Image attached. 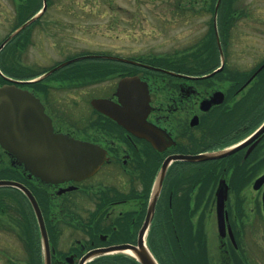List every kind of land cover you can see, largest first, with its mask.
Instances as JSON below:
<instances>
[{
    "label": "flooded vegetation",
    "instance_id": "af4514ba",
    "mask_svg": "<svg viewBox=\"0 0 264 264\" xmlns=\"http://www.w3.org/2000/svg\"><path fill=\"white\" fill-rule=\"evenodd\" d=\"M238 2L214 24L210 0H180L178 54L97 51L22 80L47 119L6 138L43 170L0 146V264H137L140 244L264 264V0ZM64 151L75 161L59 175L50 160Z\"/></svg>",
    "mask_w": 264,
    "mask_h": 264
},
{
    "label": "rangeland",
    "instance_id": "374dc122",
    "mask_svg": "<svg viewBox=\"0 0 264 264\" xmlns=\"http://www.w3.org/2000/svg\"><path fill=\"white\" fill-rule=\"evenodd\" d=\"M238 1L239 7L260 6L259 0ZM179 2L51 0L44 16L28 33L29 43L18 57L20 65L31 67L34 72L70 57L104 50L119 57L175 55L180 51L183 32L174 10L181 6ZM18 11V0H0V42L14 28ZM206 18L203 16V20ZM236 34L243 39L242 31ZM0 70H3L1 61Z\"/></svg>",
    "mask_w": 264,
    "mask_h": 264
},
{
    "label": "water",
    "instance_id": "95a60500",
    "mask_svg": "<svg viewBox=\"0 0 264 264\" xmlns=\"http://www.w3.org/2000/svg\"><path fill=\"white\" fill-rule=\"evenodd\" d=\"M220 1L221 0H218L216 3V10L220 4ZM42 2L43 6L41 11H39L34 17H32L17 30L11 33L0 44V50L5 46V44L12 40V38H14L18 33H20L24 28L34 22L46 11V0H42ZM51 72L52 71H50L46 75L50 74ZM5 79L11 82V85H4L0 87V145L3 148H6L16 154V156L18 157V162H26L28 169L33 174H38L40 170H43L40 164V160L20 158V148L18 141L14 140L13 138H6V134L10 131L15 132L19 130V128H21L22 126H20V123H26L30 120H45L47 118L43 113L42 107L36 100H34L28 93L25 94L20 92V89L17 87V85L21 83L20 81L12 80L6 77ZM44 129L48 131L46 126L44 127ZM58 143L62 144L61 140H59ZM74 161L75 159L72 158V155H70L67 151H64L58 153V155L50 160V162L52 163L50 167L54 170L53 172H56L59 175H68L71 173V167ZM2 184H7V182L1 181L0 185ZM133 255L139 262V264H157L152 255L141 244L139 246V249L135 250V253Z\"/></svg>",
    "mask_w": 264,
    "mask_h": 264
},
{
    "label": "trees",
    "instance_id": "16d2710c",
    "mask_svg": "<svg viewBox=\"0 0 264 264\" xmlns=\"http://www.w3.org/2000/svg\"><path fill=\"white\" fill-rule=\"evenodd\" d=\"M50 5L51 0H47ZM217 0H210V4L204 5V7H211L212 9L215 6ZM235 0H221L220 8L225 9L228 7L229 2ZM42 6V0H18V23L14 26L12 31L20 26L24 21L29 19L34 13H36ZM221 17V16H219ZM28 29V30H27ZM23 30L20 34H18L8 45L4 48V50L0 53V61L1 65H3V59L5 55H9L10 64L8 68H5V74L9 77L21 80V79H30L39 75L30 70V67H27L24 72L21 69L19 62V54L21 51L27 47L30 37H28V33L30 31V27ZM2 82V80H0ZM179 250V251H178ZM174 252V254L170 255V258L167 256L159 258L160 264H197L195 255L183 254L180 252V249ZM110 259L100 258L93 261V263H112Z\"/></svg>",
    "mask_w": 264,
    "mask_h": 264
}]
</instances>
